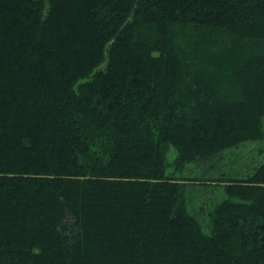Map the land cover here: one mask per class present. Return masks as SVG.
I'll use <instances>...</instances> for the list:
<instances>
[{
  "label": "trees",
  "instance_id": "16d2710c",
  "mask_svg": "<svg viewBox=\"0 0 264 264\" xmlns=\"http://www.w3.org/2000/svg\"><path fill=\"white\" fill-rule=\"evenodd\" d=\"M252 143L264 0H0V264H264Z\"/></svg>",
  "mask_w": 264,
  "mask_h": 264
},
{
  "label": "rangeland",
  "instance_id": "374dc122",
  "mask_svg": "<svg viewBox=\"0 0 264 264\" xmlns=\"http://www.w3.org/2000/svg\"><path fill=\"white\" fill-rule=\"evenodd\" d=\"M248 146H246L245 148H243V146L239 147V149H241V152H244L243 154L240 153V155H242L244 158H248V156L250 155L252 158L253 157H258V153H260L259 151V146H262L264 148V143H252L251 145L247 144ZM170 153V152H169ZM169 158H171V153L168 154Z\"/></svg>",
  "mask_w": 264,
  "mask_h": 264
}]
</instances>
